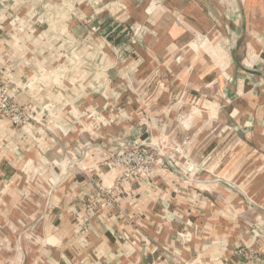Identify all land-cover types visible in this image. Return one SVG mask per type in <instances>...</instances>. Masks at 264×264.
<instances>
[{
  "label": "crops",
  "instance_id": "crops-1",
  "mask_svg": "<svg viewBox=\"0 0 264 264\" xmlns=\"http://www.w3.org/2000/svg\"><path fill=\"white\" fill-rule=\"evenodd\" d=\"M0 66L37 113L22 129L0 117V264H264L233 253L264 251V173H237L264 162V0H0ZM225 124L252 145L225 182L157 168L77 223L114 182L109 147L199 134L210 154Z\"/></svg>",
  "mask_w": 264,
  "mask_h": 264
},
{
  "label": "rangeland",
  "instance_id": "rangeland-1",
  "mask_svg": "<svg viewBox=\"0 0 264 264\" xmlns=\"http://www.w3.org/2000/svg\"><path fill=\"white\" fill-rule=\"evenodd\" d=\"M4 70L5 69L0 66L1 76L3 77L1 83L4 86L6 84L5 88L8 89V93L10 95V81L5 80ZM10 98L12 101H14V103H17L24 107L25 111L30 110L32 112V119H36L37 113L35 109H33L27 104L17 102L11 96ZM116 114L121 115V113ZM116 114H114V117L119 119V116H116ZM121 116L123 117V115ZM28 122L29 120L26 121L25 115H23L20 118V122L17 127L22 129L23 127L28 126L30 124V122ZM248 130L249 129L243 127L238 130H235L231 125L228 124L214 127L210 133L212 136H215L217 146L214 151L210 154L206 152L205 146L202 142V137H198L199 134L196 135V141L192 146L190 143V134L186 135L180 142L175 143L169 137V135L159 134L158 136H153V134L149 133L148 136L151 135L159 146V148L156 149L157 162L153 166L151 173L157 172V168L162 169L163 171L168 173H212L211 180L216 182H225V178L220 174L222 173L221 170L223 169L224 165L234 164L235 158L231 157L238 153L242 149L243 145L251 146L252 149V145H249L248 143L249 141L246 142L245 140V134L249 132ZM125 146L126 145L124 143H121L119 145H116L115 147H109V149H107V152H105L103 164L106 165L111 171H113V173H119V169L121 168L113 160V156H109V153L113 151H119ZM222 150L227 151L225 154L227 157L222 156ZM254 150L256 151V148ZM249 156L250 154L248 155V157L246 155L242 156L241 160L237 162L238 164L236 163L239 168L237 173H264V162L252 167L253 160H251ZM67 164L68 166H74V163L72 162H68ZM83 171L86 170L84 169ZM89 171L92 172L93 169L89 167ZM147 180H150V176ZM193 182L196 186V189H201V183L203 182L202 179L195 178ZM229 184L231 186L240 188L238 184H234L231 182H229ZM261 185H264V182H262ZM243 191L244 190L242 188V192ZM118 197L120 198L121 196ZM216 200L218 199L216 198ZM197 201H200L199 194L195 192L193 195V202Z\"/></svg>",
  "mask_w": 264,
  "mask_h": 264
},
{
  "label": "built area",
  "instance_id": "built-area-1",
  "mask_svg": "<svg viewBox=\"0 0 264 264\" xmlns=\"http://www.w3.org/2000/svg\"><path fill=\"white\" fill-rule=\"evenodd\" d=\"M119 38L123 41L126 40L131 44L136 43L138 27L127 26L119 32ZM0 71V117L8 119L13 125L17 126L20 118L25 115L26 121L31 123L34 121L31 116V111H25L24 107L14 103L8 93V89L2 85ZM119 118L121 115L116 114ZM28 122V123H29ZM126 146L119 150L109 153L113 156V160L121 168L119 173L114 174V182L110 186L98 182L95 186V193L89 195L84 202V209L78 212L77 223L80 226H85L86 222L94 217L103 206L111 202L118 201L122 193L128 191L133 193L143 180L152 175V168L157 162L156 149L159 148L154 138L151 135L145 137L137 136L129 143H124ZM233 253L243 261L257 260L260 255L264 257V251L257 252L250 247L238 246L234 249ZM148 264V263H141Z\"/></svg>",
  "mask_w": 264,
  "mask_h": 264
}]
</instances>
